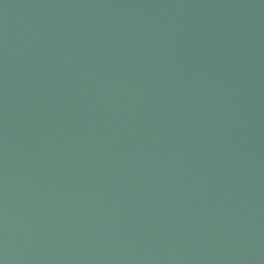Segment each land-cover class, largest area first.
Wrapping results in <instances>:
<instances>
[{
    "label": "water",
    "instance_id": "95a60500",
    "mask_svg": "<svg viewBox=\"0 0 264 264\" xmlns=\"http://www.w3.org/2000/svg\"><path fill=\"white\" fill-rule=\"evenodd\" d=\"M0 264H264V0H0Z\"/></svg>",
    "mask_w": 264,
    "mask_h": 264
}]
</instances>
